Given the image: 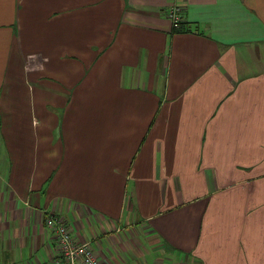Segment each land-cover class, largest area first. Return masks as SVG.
Returning <instances> with one entry per match:
<instances>
[{"label":"crops","instance_id":"1","mask_svg":"<svg viewBox=\"0 0 264 264\" xmlns=\"http://www.w3.org/2000/svg\"><path fill=\"white\" fill-rule=\"evenodd\" d=\"M174 1L0 0L1 264H264V0Z\"/></svg>","mask_w":264,"mask_h":264},{"label":"built area","instance_id":"2","mask_svg":"<svg viewBox=\"0 0 264 264\" xmlns=\"http://www.w3.org/2000/svg\"><path fill=\"white\" fill-rule=\"evenodd\" d=\"M183 9L182 0H175L166 10L174 28L184 24ZM45 222L57 244L52 264H104L95 254L92 242L78 240L60 215L47 212Z\"/></svg>","mask_w":264,"mask_h":264},{"label":"rangeland","instance_id":"3","mask_svg":"<svg viewBox=\"0 0 264 264\" xmlns=\"http://www.w3.org/2000/svg\"><path fill=\"white\" fill-rule=\"evenodd\" d=\"M41 256V255H40ZM1 258H3V257H1ZM35 259V258H34ZM34 259L32 260V264H37V262L35 263L34 262ZM27 263V262H26ZM0 264H1V262H0ZM19 264H25L24 262H20ZM28 264V263H27ZM38 264H43V260H42V257H40V261H38ZM44 264H52V262H50V260L49 261H46V262H44ZM126 264H132V262H127Z\"/></svg>","mask_w":264,"mask_h":264},{"label":"trees","instance_id":"4","mask_svg":"<svg viewBox=\"0 0 264 264\" xmlns=\"http://www.w3.org/2000/svg\"><path fill=\"white\" fill-rule=\"evenodd\" d=\"M174 31H184L186 29V23L182 24L179 28H174Z\"/></svg>","mask_w":264,"mask_h":264}]
</instances>
